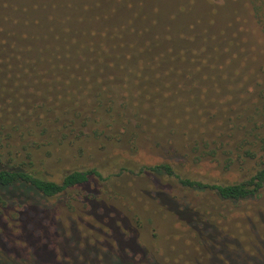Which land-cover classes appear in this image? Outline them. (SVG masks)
I'll use <instances>...</instances> for the list:
<instances>
[{
	"label": "trees",
	"instance_id": "16d2710c",
	"mask_svg": "<svg viewBox=\"0 0 264 264\" xmlns=\"http://www.w3.org/2000/svg\"><path fill=\"white\" fill-rule=\"evenodd\" d=\"M107 1L111 5L103 9ZM43 2L27 6L0 0L1 9L13 12L0 13L1 202H5L4 198L12 203L25 200L27 190L54 198L84 187L92 177L102 178L98 169L92 167L72 168L57 181L51 179L41 166L63 144L78 148L98 136L102 145L126 146L124 132L127 133L130 121L153 125L174 121L175 115H182L179 121H217L220 111L215 107L220 102L204 97H210L212 85L213 90L215 87L206 81H212L206 75L208 65L204 61H196L197 67L193 64V58L202 52L199 32L192 20L173 24L179 13L188 16L190 10L185 4L173 6L170 0ZM246 3L264 35V0ZM168 4V14L162 13ZM208 4L212 13L214 4ZM124 9L128 10L127 16ZM188 86L196 95L181 99L178 93L189 92ZM256 86L262 87L254 93L256 100L254 103L251 99L250 106L253 113L245 120L263 122L253 130L264 128V83ZM211 110L213 115L206 117ZM118 131L121 135L116 138ZM255 139V143H237L239 154L233 157L229 152L223 161L225 168L235 161H254L240 182L206 181L191 170L183 174L179 166L168 162L141 166L139 170L158 180L162 178L166 185L176 186L177 193L188 198L178 207L168 201L166 204H170L171 212H180L187 225L205 230L202 236L212 248L209 256L213 255L209 264H264V236L259 230L264 229V215L259 212L264 210V136ZM245 144H249L247 149ZM215 155L213 152V158ZM125 171L130 172L123 167L117 175ZM243 202H260L259 207H247V222L238 221L235 225L253 230L252 234H243L245 243L240 242L250 253L241 246L228 247L213 232L221 204L229 207L231 203ZM239 214L241 211L228 210L224 217L229 228L234 227L231 218ZM127 226L121 223L110 228L118 250L107 245L108 254L103 255L101 264H160ZM120 230L128 238L119 235ZM217 251L221 258H216ZM70 264L78 263L71 260ZM83 264L95 262L88 258Z\"/></svg>",
	"mask_w": 264,
	"mask_h": 264
},
{
	"label": "rangeland",
	"instance_id": "374dc122",
	"mask_svg": "<svg viewBox=\"0 0 264 264\" xmlns=\"http://www.w3.org/2000/svg\"><path fill=\"white\" fill-rule=\"evenodd\" d=\"M3 1L27 6L43 2ZM61 1L80 4L87 0ZM170 1L173 6L185 4L186 10H190L188 16L179 13L173 24L192 20L199 32L202 52L193 58V64L197 67L196 61L199 64L204 61L208 65L206 75L211 76L212 81L208 78L206 81L214 83L215 87L213 90L212 85L210 97H204H214L220 102L215 107L220 111L217 121L201 124L192 118L179 121L182 115H175L174 121L154 122L153 125L130 121L127 133L124 132L126 146L121 143L102 145L97 136L87 139L78 148L70 144L58 147L41 166L51 179L57 181L62 173L72 168L92 167L98 169L102 178L92 177L84 187L54 198H44L27 190L25 200L12 203L4 198L5 202L0 201V264H70L71 260L83 264L88 258L101 264L103 255L108 254L105 252L107 245L118 250L110 228L121 223L137 233L138 243L160 264H209L212 260L213 255L209 256L212 248L202 236L205 230L187 225L180 212H171L170 204H166L168 201L178 207L188 202V198L177 193L176 186L166 185L162 178L158 180L139 170L141 166L168 162L179 166L183 174L191 170L198 178L204 177L217 184L240 182L245 178L254 161H235L228 168L223 161L229 152L233 157L239 154L237 143H255V136H264V128L253 130L263 121L245 120L253 113L250 106L251 99L256 100L254 93L262 87L256 84L264 83V35L252 19L246 0ZM209 1L214 4L212 13ZM104 5L103 9H107L111 3L107 1ZM170 5H165L162 13L169 11ZM1 8L0 13L13 14ZM123 11L127 16L128 10ZM188 87L190 90L191 86ZM178 95L181 99H190L196 94L190 90ZM199 96H203L202 93ZM189 103L191 106V100ZM120 135V131L115 134L116 138ZM248 146L245 144L244 148ZM213 152L218 160L216 163ZM123 167L130 172L117 175ZM259 203H231L229 207L221 204L213 232L220 240L224 239L228 247L238 249L241 246L250 253L251 250H245L241 244L245 243V240L242 242L243 234H252L253 230H242L235 225L247 222L244 219L247 207H259ZM228 210L242 213L231 218L234 227L230 228L224 217ZM259 212L264 215V210ZM259 230L263 231L260 236H264V229L259 227ZM118 233L128 238L123 230ZM90 251L93 254H88ZM215 256L222 257L219 251Z\"/></svg>",
	"mask_w": 264,
	"mask_h": 264
}]
</instances>
